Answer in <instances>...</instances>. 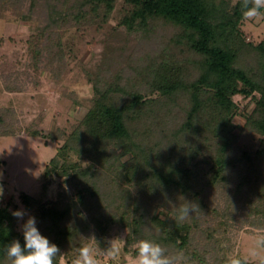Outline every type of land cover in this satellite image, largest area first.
Returning <instances> with one entry per match:
<instances>
[{"label": "trees", "instance_id": "16d2710c", "mask_svg": "<svg viewBox=\"0 0 264 264\" xmlns=\"http://www.w3.org/2000/svg\"><path fill=\"white\" fill-rule=\"evenodd\" d=\"M117 1L76 0L73 18L91 17L100 31ZM243 4L123 0L118 26L126 37L137 38L138 46L159 36V47L145 50L133 65L130 53L128 70L111 77L104 76L103 62L90 78L89 109L43 171L44 189L54 177L67 188L54 200L21 194L41 235L61 252L80 249L82 234L91 229L100 238L113 223L128 230L125 248L140 239L185 251L210 188L235 197L247 189L243 199L264 219V39H246ZM65 15L51 13L50 19L56 23ZM236 95L252 97L251 111H239ZM3 123L0 115V127ZM244 130L259 136L254 151L239 146ZM115 182L121 190L113 196L108 187ZM186 203L190 218L180 220ZM13 211L10 203L0 204V264H10L6 248L13 240L23 246Z\"/></svg>", "mask_w": 264, "mask_h": 264}, {"label": "rangeland", "instance_id": "374dc122", "mask_svg": "<svg viewBox=\"0 0 264 264\" xmlns=\"http://www.w3.org/2000/svg\"><path fill=\"white\" fill-rule=\"evenodd\" d=\"M74 4L76 0H0V115L4 119L0 127V187L3 189L0 204L10 203L16 210L26 212L18 220L20 233V226L29 215L33 216L22 203V193L35 198L43 196L45 201L56 199L58 192L67 188L62 179L54 177L44 189L43 171L89 109L93 94L90 78L101 71L104 61L109 65H105L107 71H102L104 76L128 70L130 53L133 65L145 50H156L161 41L155 36L136 46L137 38L126 37L124 29L118 26L123 0L117 1L100 31L91 17L74 20ZM59 11L66 14V19L62 17L55 23L50 15ZM242 30L247 40L260 42L264 39V17L246 18ZM159 32L165 35L169 29ZM234 101L240 112H249L253 107L252 97L236 95ZM234 121L241 126L244 123L241 116ZM31 132H38L40 136H33ZM258 143L257 134L242 131L241 148L254 151ZM115 184L108 187L113 196L121 190L120 184ZM246 190L235 197L223 188L208 189L204 194L207 207L192 223L187 250L178 253L164 248L165 255L176 264H225L229 258L264 264V246L258 247L256 243L258 236H264V219L243 199ZM162 209L160 206L159 211ZM145 231L149 229L146 227ZM157 231L149 234L156 237ZM209 233L213 235L210 239ZM127 234V228L116 223L100 238L91 229L90 233L82 234V247L92 244L88 238L94 236L101 251L120 249L114 259L99 256L101 264H129L140 239L125 248ZM78 249L62 251L65 264H71Z\"/></svg>", "mask_w": 264, "mask_h": 264}, {"label": "clouds", "instance_id": "9594fccd", "mask_svg": "<svg viewBox=\"0 0 264 264\" xmlns=\"http://www.w3.org/2000/svg\"><path fill=\"white\" fill-rule=\"evenodd\" d=\"M243 7L246 9L244 12L245 18L253 19L264 17V0H251V7H249V0H244ZM3 195V189L0 187V197ZM190 203H186L180 209V220L186 219L191 208ZM12 215L17 220H22L26 215L23 210H16ZM37 221L33 216H28L27 220L20 226L23 237V246L19 240H13L6 248V255L10 264H56L57 259L59 264H65L64 253L54 243L50 242L45 236L41 235L36 226ZM92 244H86L80 249L76 257L72 260L71 264H101L98 258L103 255L108 258L114 259L120 249L110 248L106 251H101L96 243L94 236L89 237ZM258 247L264 246V236L256 238ZM136 255L130 257L129 264H176L173 258L165 255V249L159 244L149 240H139L135 244ZM256 255L255 252L252 253ZM227 264H241L237 258H229Z\"/></svg>", "mask_w": 264, "mask_h": 264}]
</instances>
